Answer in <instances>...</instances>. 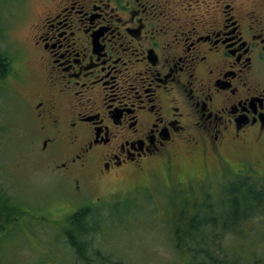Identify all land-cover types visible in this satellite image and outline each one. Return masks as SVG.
I'll return each instance as SVG.
<instances>
[{
    "label": "flooded vegetation",
    "instance_id": "obj_1",
    "mask_svg": "<svg viewBox=\"0 0 264 264\" xmlns=\"http://www.w3.org/2000/svg\"><path fill=\"white\" fill-rule=\"evenodd\" d=\"M252 1L260 11L237 0H54L29 38L41 46V90L20 95L40 151L54 156L70 138L57 166L101 182L159 177L147 165L157 158L171 173L186 146L219 158L205 178L256 171L248 156L234 170L221 153L225 142L264 140V7ZM0 54V93L15 94L24 76Z\"/></svg>",
    "mask_w": 264,
    "mask_h": 264
},
{
    "label": "rangeland",
    "instance_id": "obj_2",
    "mask_svg": "<svg viewBox=\"0 0 264 264\" xmlns=\"http://www.w3.org/2000/svg\"><path fill=\"white\" fill-rule=\"evenodd\" d=\"M240 1L243 13L255 8L252 0H237L239 4ZM53 4L54 0H0V50L13 56L14 70L18 69L24 76L23 81L15 84L22 92L15 88V94L0 93V185L10 197L6 203L11 205L10 219L6 222L5 211L0 209V226L7 224L11 227L9 242L3 241L5 263L58 264L56 256L65 253L60 242L51 260L45 254L54 242L53 235L66 230L69 219L80 204L95 199L96 203H92L104 210L100 218L107 216L114 220L109 229H113L115 224L120 229L113 235H107L106 239H100L102 228L92 231L94 246L103 245L116 253L121 252L126 264H172L179 256L172 241L170 214H173L176 201L184 196L178 195V181H187L195 176H198L196 181L207 180L200 173L216 170L219 158L206 154L204 148L186 146L176 151L171 173L167 165L157 158L147 165H153L151 171L159 177L150 171L151 176L147 172L141 175L131 171L123 177L118 175L114 181L101 182L92 178L91 173H85L81 166L70 170L57 166L74 148L70 138L62 139L61 150H57L54 156L41 152L39 125L27 122L25 114L28 107L20 105L24 103L20 95L24 91L32 95L41 90L43 72L38 56V47L41 46H34L33 35L29 38L30 32L41 26V18ZM262 4L264 7V0ZM195 10L207 12L202 3ZM257 11L260 8H255ZM36 101L35 97L34 104ZM221 153L234 170L242 163L240 160L248 156L257 172L255 177H259L264 184V140L225 142ZM150 177L153 178L151 182ZM222 179L225 182L230 180L228 176H222ZM216 180L209 181L211 184L208 186L215 195L223 190L218 189L222 183L212 188ZM143 183L146 185L141 187ZM198 184L201 183L193 185ZM117 208L121 209L122 218L110 214L111 209ZM17 216L23 218L16 221ZM253 219L256 223L250 229L259 235L264 232V214H258ZM255 244L260 246L263 241L255 240ZM101 253L108 255V252ZM43 259L45 261L41 262ZM97 262L100 263L99 260Z\"/></svg>",
    "mask_w": 264,
    "mask_h": 264
},
{
    "label": "trees",
    "instance_id": "obj_3",
    "mask_svg": "<svg viewBox=\"0 0 264 264\" xmlns=\"http://www.w3.org/2000/svg\"><path fill=\"white\" fill-rule=\"evenodd\" d=\"M5 69L6 61L0 54V75ZM255 176L239 174L227 185H221L219 191L223 190L216 195L206 186H199V189L178 186V195L184 196L176 201L173 214H170L169 227L179 256L172 264H264V232L257 235L250 229L256 223L253 218L264 214V184ZM9 198L0 185V209L5 211V222L10 219L11 205L6 203ZM102 211L92 202L80 204L66 230L53 235L54 242L45 252L48 258L51 260L60 242L65 253L56 256L58 264H126L121 252L116 253L103 245L94 246L92 231L102 228L100 239H106L120 229L118 224L109 229L114 220L107 216L100 218ZM110 214L118 219L123 215L118 208L111 209ZM16 218L18 221L23 217ZM10 230L7 224L0 226V264H6L3 241L9 239ZM255 240H262L263 244L257 246ZM101 252H108V255Z\"/></svg>",
    "mask_w": 264,
    "mask_h": 264
}]
</instances>
